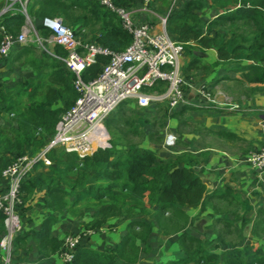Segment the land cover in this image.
Listing matches in <instances>:
<instances>
[{"label":"trees","instance_id":"1","mask_svg":"<svg viewBox=\"0 0 264 264\" xmlns=\"http://www.w3.org/2000/svg\"><path fill=\"white\" fill-rule=\"evenodd\" d=\"M144 1L113 0V3L132 7ZM158 1L152 0V6ZM170 1L163 0L167 7ZM207 1L189 0L182 7L172 9L168 30L184 44L187 53L192 52L191 42L198 43L200 48H212L218 54V64L226 71L242 69L243 76L250 82L264 83V0ZM206 7L219 10L220 14L204 21L199 11L205 14ZM26 8L36 29L45 36L51 32L43 20L62 17L75 32L76 26H83L92 34V40L111 50H125L132 41L122 18L99 0H28ZM20 9L21 4L16 2L14 8L0 17V23L13 36L19 35L26 24ZM3 38L0 31V44ZM49 47L52 48L46 52L42 50L39 55L30 43L17 45V56L5 59L7 66L23 62L33 75L18 81L13 89L0 84V194L6 189L3 170L19 155L39 152L54 134L61 115L79 95L74 85V72L56 57L67 55V51L60 45L50 44ZM248 60L255 63L242 65ZM108 61L109 57L99 55L97 62L84 71V77L97 76ZM231 64L235 66L229 69ZM205 85L210 90V84ZM156 88L163 89V86ZM126 103L129 102H122L108 117L110 129L120 133L118 141L111 136L110 146L85 157L62 147L53 148L48 152L52 164L47 166L40 161L24 177L18 205L22 229L13 240L15 260L18 262L19 256L24 254L28 259L20 264H57L52 256L62 255L67 248L64 236L53 234L54 225L64 214L81 218L91 211L89 219L80 223L83 229L97 231L105 226L114 228L116 222H126L124 235L118 243L103 248L80 242L74 248L73 259L64 264H138L142 255L151 251L150 236L155 226L164 235L183 230L177 238L182 254L151 264H264V242L219 251L220 245L212 246L210 241L185 230L191 223L185 207L206 211L212 206L213 196L206 197L205 181L190 169L196 162L206 159L209 152L196 154L185 150L165 158L131 142L123 135L121 126L118 127L123 116L118 113L119 107ZM152 108L163 111L168 106L159 104L145 109ZM191 109L183 105L170 115L167 110L164 114L166 119L177 118L178 128H183ZM138 121L141 127L149 120L139 118ZM204 128L220 139L236 137L235 133ZM246 152L244 150L243 154ZM39 189L45 191L40 200L44 211L39 226L35 227L33 220L27 218V211L33 208ZM214 196L231 199L230 203L242 206L244 214L252 209L248 200L230 188H218ZM139 214L142 216L137 217ZM240 219L243 226L250 222L245 215ZM218 220L229 226L234 222L227 217ZM5 232L4 215L0 212V238ZM30 253H35L36 257L30 258Z\"/></svg>","mask_w":264,"mask_h":264},{"label":"built area","instance_id":"2","mask_svg":"<svg viewBox=\"0 0 264 264\" xmlns=\"http://www.w3.org/2000/svg\"><path fill=\"white\" fill-rule=\"evenodd\" d=\"M99 1L122 18L124 27L132 35V41L125 50L115 51L95 42L81 41L62 17L45 18L42 22L51 32L47 44L60 45L67 51V55L57 57L74 72V85L79 95L74 104L61 115L49 142L35 154L19 155L2 172L6 183V189L0 194V212L4 215L6 227V232L0 238L2 264H19L14 258L13 240L22 229L18 213L21 183L40 161L47 166L52 164L48 157L51 149L62 147L85 157L99 148L108 147L110 135L105 121L126 100H135L140 107L146 108L166 104L171 110L189 102L184 87L189 83L181 70L184 44L174 39L168 30V16L172 9L158 14L152 6V0H145L141 6L136 7L117 6L113 0ZM14 2L21 4L20 10L26 16L27 25L19 35L13 36L0 23V31L4 35L0 56H8L17 45L28 44L26 28L32 23L26 10L27 0ZM9 10L11 7H4L0 17ZM136 12L150 14L152 20L153 17L158 19L159 30L153 31L151 22L136 23L133 18ZM36 40L42 43L39 35ZM99 55L109 57V61L103 64L97 76L86 79L84 71L97 62ZM161 82H165L163 89L156 88ZM193 88L201 97L200 106H207L211 111L235 110L240 107L232 99L219 101L205 85H195ZM176 139L174 133H168L165 142L172 146ZM246 160L259 175L264 174V148L250 152ZM91 232L89 229L85 234ZM64 242L67 250L62 254L63 258L71 261L75 246L81 242V235H69Z\"/></svg>","mask_w":264,"mask_h":264},{"label":"crops","instance_id":"3","mask_svg":"<svg viewBox=\"0 0 264 264\" xmlns=\"http://www.w3.org/2000/svg\"><path fill=\"white\" fill-rule=\"evenodd\" d=\"M187 1L189 0H172V4L170 1L171 6L167 7L163 0H159L156 8L159 12H166L169 9L182 7V5ZM7 2L8 0H0V7L4 6ZM207 2L210 3L209 0ZM142 4L143 2H137L134 6H141ZM14 7L15 2L13 1L11 9ZM199 14L203 17L204 21H207L217 17L220 14V11L216 9L212 10V8L209 7L207 8L205 14L200 11ZM134 15H136V18L138 17L139 23L151 22V24H153V31L159 30V21L158 19H155V17H153L152 20V16H148L147 13L141 14L136 12ZM40 21L41 20H39V22ZM77 29H85V32L79 31L78 33V31H76V35L81 41L97 43L96 41L92 40V34L85 27L78 25L76 26V30ZM172 36L174 39L179 41L174 34H172ZM190 45L193 46L192 52L187 53V51H184L183 54V75L189 83L187 87V98L189 99V102L184 105L192 107V109L187 112L189 113L188 119L193 121L201 120L207 128L214 129L215 131H227L237 135H241L239 133L240 131L244 134L249 133V135L246 136L249 138V140H251L249 146L253 147L255 144V142L253 143L254 140H258L256 145H264V106H260L264 105V83L250 82L245 76H243L242 69L226 71L220 64H218L219 57L216 50L212 48H200V45L196 42H191ZM49 48L52 47H48V49ZM17 54L18 48L15 47L8 56H11L13 59L17 56ZM6 57L7 56H0V84L4 83L8 89H13L18 81L30 78L33 75V72L28 67L24 70L17 71L14 69V65L16 63L12 64V66H7V64H5L8 63V61L5 60ZM252 63L255 62L248 60L242 62V65ZM205 65H208V67H204ZM233 66L235 65H229V69H232ZM205 83L210 84V90L214 95L219 96L225 93V95L227 94L230 96L232 100L241 101L242 105H244L246 108V111H249V115L234 114L229 116V113H226V111H228L226 109L211 111L203 106L200 107V103L202 102L201 97L193 88V86ZM161 84H159L157 87H164L165 82H162ZM191 85L192 87H190ZM243 98L245 99L243 100ZM128 102H130V100ZM133 102L135 103V101ZM181 107H183V105L174 110L177 111ZM172 113H174L173 110L170 111L169 115ZM167 119L171 123L172 128L169 132H175L174 128L178 126L177 118L168 117ZM240 124L244 126V129L240 127ZM198 137L201 139L203 138L197 131L193 133L185 132L182 134V139L185 140L189 146L194 144L193 141ZM220 140L223 141L225 139L222 138ZM198 143V147L192 149L191 151L196 154H201L204 152L209 153L206 159L196 162L193 166H190V169L195 173L196 176L203 178L207 187L206 197L213 196L211 198L213 201L212 206L208 207L206 211H201L200 208L185 207L184 209L190 215L191 221L194 220V214L198 212H203L208 215L210 214V217L213 220L216 219L217 221L219 217H227L231 219V221H234V230L237 232L239 231L241 234V243L234 246L243 248L251 242H258L262 244L264 242V237L258 235L255 236L254 234L252 235L250 232L252 226H254L257 221L259 224L262 223L264 226V180H258L259 173L251 165V163L246 160L248 152L245 154H239V152L231 154L226 150L216 149L210 145H206L205 141L204 144H202L203 142H200V139L198 140ZM166 145L167 144L165 141L163 144H161V146L168 152H171L172 155L168 154L167 152L164 154L161 153V151H157L156 147L158 145L156 144H150L149 147L142 146L144 148H150L154 150L159 156L165 158H170L180 151L190 150L188 148H183L180 151H173L168 149L169 147ZM1 182L2 184L4 183L3 181ZM218 188H230L235 193H239L242 199L248 200L252 204V209L247 214H244L242 206L236 202L230 203L229 200L231 201V199L226 200L214 196V191ZM44 192L45 191L43 189L36 191V197L33 204L34 206L32 208L33 216H30L28 213V215L33 220V225H35V227L39 226L43 217L44 209L40 200L44 195ZM214 207H216L217 211L213 210ZM231 208L233 211H236V214H234L235 217H230V214L227 212ZM87 212L88 215L81 218H73L69 214L62 215L61 219L57 221L53 227V234L63 237L65 233L70 231L83 232L85 229L82 228L80 223L86 222L89 219V214L91 211ZM243 215L250 219V222L244 226L242 220L240 219L241 216L243 217ZM140 216L142 215L139 214L137 217ZM147 217L149 220L151 219V217ZM113 222L115 223V221ZM212 222L213 221L210 222L209 219V222L207 221V223H205L203 226L204 228L206 226L205 232H212V230H210V224H212ZM191 223L185 228V230L191 229V227H189L191 226ZM125 225L126 222H116L114 228L105 226L97 231H94L90 237L84 238L81 243H85L86 245L94 248L112 246L118 243L121 237L124 235L126 231ZM249 228L250 235H248L249 233H246V230ZM182 232L183 230L174 234L164 235L158 226H155L150 236L151 251L147 254H143L138 264H151L153 262H162L179 257L182 252L179 249L177 238ZM252 233L254 232L252 231ZM191 234L201 237L200 235L192 233V231ZM234 246H219V251L232 248ZM29 257L34 258L36 257V254L30 253ZM26 259H28V256L21 254L17 260L20 264ZM52 260L57 264H64L65 262L60 253L52 256Z\"/></svg>","mask_w":264,"mask_h":264},{"label":"rangeland","instance_id":"4","mask_svg":"<svg viewBox=\"0 0 264 264\" xmlns=\"http://www.w3.org/2000/svg\"><path fill=\"white\" fill-rule=\"evenodd\" d=\"M13 1L14 0H8V2L4 6L0 7V11L4 7L10 8ZM168 1L169 0H167V2ZM171 4H172V0H171ZM171 4L168 7H170ZM153 8L156 10V12L158 14H164L165 13V12H159L155 5L153 6ZM147 15L150 16V14H147ZM140 16H142V15H140ZM133 18H134L136 23H139L138 17L136 18V15H133ZM76 31H78V33H79V31L85 32V29L84 30L77 29ZM26 34H27L26 37H28V43L33 45L35 51L39 55L42 53L41 52L42 50H44L45 52L47 51V39H48V37L45 35H42V32H40L38 29H36L35 25L33 23L26 28ZM37 35H39L42 38V43H40L38 40H36ZM183 56H182V61H181L182 73H183V69H184V67H183ZM26 68H27V66H25V64L23 62H20V63H17L14 65V69H16L17 71L24 70ZM186 90H187V88H186ZM216 98L219 101H221V100L228 101V100L232 99L227 94L225 95V93H223L222 95L216 96ZM225 99H228V100H225ZM244 99L245 98H243V100ZM127 101H129V100H127ZM234 103H237L240 107H239V109H235L233 111H231V110L226 111V113H229V116H232L234 114H236V115H241V114L249 115V111H246V108L244 107V105H242L241 101L235 100ZM260 106H264V105H260ZM203 107L208 109L207 106H203ZM119 108H118L119 109L118 113H120V112L123 113V116H122V121L119 122L118 127L121 126V129L123 130V135L126 136V139L131 140V142H134L136 144H142L145 147H149L150 144H154V145L156 144V145H158L156 147L157 151H161V153H164V154L167 152L168 154L172 155L171 152H168L167 150H165L161 146V144L164 143L168 133H174L177 137L175 144H173L172 146L166 145L167 147H169L168 149L173 150V151H176V150L180 151L183 148H188L190 150L195 149L198 147V144H199L198 140L199 139H200V142H203L202 144H204V141H205L206 145H210L211 147L216 148V149L226 150V151L230 152L231 154L235 153V152H239V154H243L244 150H248L247 152L249 154L250 152L258 151V150L264 148V145H256L258 143V140L253 141V143L255 142L253 147L249 146L251 140H249V138L246 137L249 135V133H246L247 134L246 135L243 132H242L243 133L242 134L241 131L239 132L241 135L235 134L236 137L234 139L228 140L227 138H225V140L222 141V140H220V138L218 136L211 134L209 131H207L206 128H204L206 126L203 124V122L201 120L200 121H193V120L188 119L187 124L183 128H180V127L178 128V126H177L176 128H174L175 132H169L170 129H172L171 123L168 121V119H166L167 116H165V114H164L165 110H167L168 113H170V111H172L171 109H169V107L165 108L163 111L160 108L143 109V108L138 106L136 101H135V103L133 101H130L129 103H126ZM173 112H175L174 109H173ZM187 115H189V113H187ZM139 118H147L149 121L145 126L139 127V125H138V123H139L138 119ZM178 124H179V121H178ZM112 125H113V127L115 126L114 123ZM105 126L107 127V130L110 134L109 142L111 140V136H112L113 140L118 141V139H119L118 137H120V133L118 131H114V130L110 129L109 123H108V118L105 121ZM240 127L242 129H244L243 128L244 126L241 124H240ZM199 129L200 130L205 129V131L203 130L200 132ZM136 130H137V132H135ZM180 131H183V132H180ZM195 131L199 132V134L203 138L201 139L198 137L197 139H195L193 141L194 144L189 146L187 144V142L182 139V134L185 132L193 133ZM258 176H259L258 180H260V179L262 181L264 180V174L258 175ZM213 210L217 211L216 207H214ZM227 212L230 214V217H235L234 214H236V211H233L232 208L230 210H228ZM28 213L30 216H33L32 209L27 211V218L30 217L28 215ZM166 214L169 215L170 211L167 212ZM205 215H207V216H205ZM193 218H194V220L191 221L192 222L191 226H189V227H191V229H189V230L192 231V233L200 235L202 240L210 241L212 246H214L215 244H218L220 246H234V245L240 244L241 243L240 241H242L241 236H240L241 234L239 233V231L237 232L234 230L235 226L233 224L231 226H229L225 222H223L222 220H218V221L216 219L213 220L210 217V214L208 215V214L203 213V212H200V213L198 212V213L194 214ZM20 219H22V218L20 217ZM23 219L25 220V218H23ZM209 219H210V222L213 221L212 224H210L211 225L210 230H212V232L207 233V232H205L206 226H205V228L203 226L205 225V223H207V221L209 222ZM86 231L87 230L85 229L83 232H76V231L67 232L64 235V239L67 238L69 235L75 236V235L80 234L81 235V241H82L84 238L90 237V235L94 232L92 230L91 233L85 234ZM249 231H250V228L246 230V233L248 234ZM252 231L254 233H252ZM250 233L252 235L254 234L255 236L258 235V236L264 237V226L262 225V223L259 224V222L257 221V223L254 224V226H252ZM250 233L248 235H250ZM229 239H231V240H229ZM63 260L65 262H67L64 258H63Z\"/></svg>","mask_w":264,"mask_h":264},{"label":"clouds","instance_id":"5","mask_svg":"<svg viewBox=\"0 0 264 264\" xmlns=\"http://www.w3.org/2000/svg\"><path fill=\"white\" fill-rule=\"evenodd\" d=\"M27 2H28V0H27ZM27 2H26V4H27ZM15 3H16V2H15ZM26 10H27V8H26ZM167 11H168V10H167ZM27 13H28V12H27ZM23 14H24V13H23ZM28 15H29V14H28ZM29 17H30V15H29ZM47 18H48V17H47ZM30 19H31V17H30ZM25 20H26V24H25L24 26L27 25V19H26V16H25ZM31 23H33L32 20H31ZM33 24H34V23H33ZM34 25H35V24H34ZM24 26H23V27H24ZM35 28H36V26H35ZM22 29H23V28H22ZM50 35H51V33H50ZM50 35H49V36H50ZM49 36H47V37H49ZM97 44H98V43H97ZM49 45H50V44H47V49H48ZM51 45H52V44H51ZM184 49H185V48H184ZM12 50H13V49H12ZM12 50H11V51H12ZM11 51H10V52H11ZM184 51H185V50H184ZM9 54H10V53H9ZM57 56H59V55H56V57H57ZM200 85H205V84H200ZM205 86H206V85H205ZM185 88H186V87H185ZM211 92H212V91H211ZM126 101H127V100H126ZM130 101H135V100H130ZM138 106H139V105H138ZM139 107H140V106H139ZM200 107H202V106H200ZM141 108H146V107H141ZM213 111H215V110H213ZM109 135H110V134H109ZM109 144H110V142H109ZM109 146H110V145H109Z\"/></svg>","mask_w":264,"mask_h":264}]
</instances>
